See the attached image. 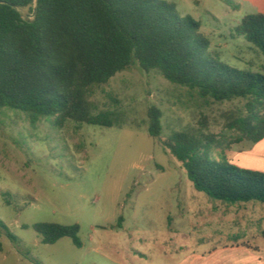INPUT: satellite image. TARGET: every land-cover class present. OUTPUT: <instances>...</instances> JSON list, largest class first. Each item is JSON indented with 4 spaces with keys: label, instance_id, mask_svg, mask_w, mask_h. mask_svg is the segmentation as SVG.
Wrapping results in <instances>:
<instances>
[{
    "label": "rangeland",
    "instance_id": "1",
    "mask_svg": "<svg viewBox=\"0 0 264 264\" xmlns=\"http://www.w3.org/2000/svg\"><path fill=\"white\" fill-rule=\"evenodd\" d=\"M165 1L200 24L212 56L264 72L263 55L234 30L245 15L264 13V0ZM91 100L96 113L115 112L117 123L57 116L33 123L0 108V221L17 238L0 234V264H264V203L196 191L163 146L187 132L209 141L210 161L264 172V139L253 143L234 124L248 115L249 99L202 97L134 64L94 87ZM151 107L162 114L157 138L149 133ZM38 223L78 224L82 246L69 237L44 244ZM242 244L253 255L238 250Z\"/></svg>",
    "mask_w": 264,
    "mask_h": 264
},
{
    "label": "trees",
    "instance_id": "2",
    "mask_svg": "<svg viewBox=\"0 0 264 264\" xmlns=\"http://www.w3.org/2000/svg\"><path fill=\"white\" fill-rule=\"evenodd\" d=\"M234 30L264 57V13L245 15ZM209 47L200 24L165 0H0V108L25 112L33 123L57 116L59 123L111 127L118 115L96 113L93 88L138 64L202 97L249 99L248 115L234 124L253 143L262 141L264 72L231 67ZM161 116L156 107L148 111L152 137L161 134ZM208 143L175 132L163 146L196 191L227 203H264V172L210 161ZM34 229L44 244L69 237L82 246L78 224L38 223ZM2 233L17 240L0 221Z\"/></svg>",
    "mask_w": 264,
    "mask_h": 264
},
{
    "label": "crops",
    "instance_id": "3",
    "mask_svg": "<svg viewBox=\"0 0 264 264\" xmlns=\"http://www.w3.org/2000/svg\"><path fill=\"white\" fill-rule=\"evenodd\" d=\"M263 143V141L262 142H260L259 143V145H261ZM227 203V202H226ZM228 205H230V204H228ZM238 250H240V251H243L244 253H246V255H253V254H250L251 252L250 251H253L252 250V248H250V247H247V246H244L243 244L242 245H240V246H238ZM256 251V250H255ZM260 251V250H259ZM259 251H258V253H259ZM199 258H200V256H199Z\"/></svg>",
    "mask_w": 264,
    "mask_h": 264
}]
</instances>
